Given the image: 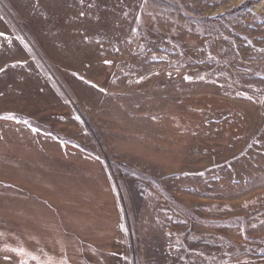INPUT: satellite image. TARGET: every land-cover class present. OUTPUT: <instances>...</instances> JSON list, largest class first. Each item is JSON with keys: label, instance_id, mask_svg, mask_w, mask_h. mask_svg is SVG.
<instances>
[{"label": "rangeland", "instance_id": "rangeland-1", "mask_svg": "<svg viewBox=\"0 0 264 264\" xmlns=\"http://www.w3.org/2000/svg\"><path fill=\"white\" fill-rule=\"evenodd\" d=\"M0 33V264H264V0H0Z\"/></svg>", "mask_w": 264, "mask_h": 264}, {"label": "snow or ice", "instance_id": "snow-or-ice-1", "mask_svg": "<svg viewBox=\"0 0 264 264\" xmlns=\"http://www.w3.org/2000/svg\"><path fill=\"white\" fill-rule=\"evenodd\" d=\"M80 2L81 3H83L84 2V0H80ZM241 2H243V0H241ZM89 7H91V5H89ZM80 16H84L85 15V12H83V11H81L80 12V14H79ZM0 35H3V33H0ZM85 39H87V37H85ZM104 63L105 64H110L111 63V61H109V60H105L104 61ZM15 65H13V67H14ZM4 71V68H0V72H3ZM186 79H192V77H185ZM81 79H83V77H81ZM200 79H203V77H200ZM100 91H104V89H100ZM77 119H79V117H76ZM0 119H3V120H17V117L14 115V114H11V113H9V114H6V115H3V116H0ZM17 122H20V121H18L17 120ZM23 123H25V124H28V121H23ZM30 128L32 127L30 124L28 125ZM32 130L33 131H39L38 129H36V128H32ZM10 251L11 252H14V253H17L18 255H28L29 253L27 252V250L26 249H23V248H12V249H10ZM33 259H36L37 257H35V256H33L32 257ZM4 259L5 260H10V257L9 256H5L4 257ZM20 264H25V262L24 261H21L20 262Z\"/></svg>", "mask_w": 264, "mask_h": 264}, {"label": "water", "instance_id": "water-1", "mask_svg": "<svg viewBox=\"0 0 264 264\" xmlns=\"http://www.w3.org/2000/svg\"><path fill=\"white\" fill-rule=\"evenodd\" d=\"M254 2H256V3H258V2H260V1H262V0H253Z\"/></svg>", "mask_w": 264, "mask_h": 264}, {"label": "trees", "instance_id": "trees-1", "mask_svg": "<svg viewBox=\"0 0 264 264\" xmlns=\"http://www.w3.org/2000/svg\"><path fill=\"white\" fill-rule=\"evenodd\" d=\"M170 1V0H169Z\"/></svg>", "mask_w": 264, "mask_h": 264}]
</instances>
